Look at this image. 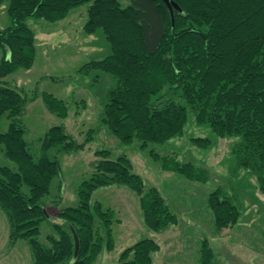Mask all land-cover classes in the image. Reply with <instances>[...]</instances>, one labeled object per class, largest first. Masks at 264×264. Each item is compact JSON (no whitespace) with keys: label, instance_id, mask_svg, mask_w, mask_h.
Instances as JSON below:
<instances>
[{"label":"trees","instance_id":"obj_1","mask_svg":"<svg viewBox=\"0 0 264 264\" xmlns=\"http://www.w3.org/2000/svg\"><path fill=\"white\" fill-rule=\"evenodd\" d=\"M8 1L11 23L0 29V82L18 68H31L36 55L35 34L29 17L55 21L81 4L90 3L84 30L101 28L111 43V53L86 62L78 72L101 70L113 75L115 86L108 89L101 121L124 143L134 139L142 148L181 137L193 115L218 137H234V172H252L264 195V0H174L180 10H171L164 0H0ZM18 89V87L14 86ZM0 85V118L7 114V131H0V151L16 167L0 164V208L9 223V243H29L33 264H94L105 246L114 247L112 208H102L91 197L102 185H127L139 196L146 225L162 231L177 222L161 192L146 188L142 176L133 171L126 154L108 158V149L96 150L98 159L92 176L83 181L79 202L59 210L54 222L59 234L39 239L41 224L50 220L44 198L54 177L61 173L60 162L49 151L83 148L94 136L79 143L64 124L49 128L36 155L27 140L22 115L30 97ZM47 109L61 118L69 112L68 102L43 92ZM84 102V101H81ZM207 146L209 139L193 138ZM151 154L157 156L154 150ZM167 159H163V162ZM175 161L171 170L207 181L208 172L190 163ZM196 172L197 176L192 173ZM235 193L222 187L209 194V206L218 228L233 227L241 215ZM79 240L76 259L75 235ZM160 245L143 238L120 255L122 264H152ZM201 258L211 263L208 243Z\"/></svg>","mask_w":264,"mask_h":264},{"label":"rangeland","instance_id":"obj_2","mask_svg":"<svg viewBox=\"0 0 264 264\" xmlns=\"http://www.w3.org/2000/svg\"><path fill=\"white\" fill-rule=\"evenodd\" d=\"M120 1L122 5L128 3ZM89 5L76 6L55 21L29 17L26 22L35 34L34 63L31 68H18L6 77L9 85L23 89L30 97L38 95L27 101L22 115L27 127L25 139L36 155L40 154L42 138L54 125L64 124L79 143L86 140L89 129H94L93 139L83 148L49 151L50 157L59 160L61 173L53 178L50 193L44 198L50 220L41 224L39 239L49 244L47 235L59 236L53 225L60 222L59 210L78 204L80 186L96 172L98 156L95 152L104 148L110 151L109 159H116L120 154L129 157L133 171L142 176L146 188H158L176 214L177 222L162 231H153L144 221L140 196L133 189L120 184L99 186L91 200L101 202L104 209L114 210L111 225L114 247L108 250L104 246L94 264H122L120 255L124 249L143 238H152L160 245L152 264H264V195L258 190L252 172L245 169L234 172V137L216 136L209 126L197 124L192 115L183 136L163 144H149L144 149L138 139L124 143L101 121L108 89L115 86L116 79L101 70L87 74L78 72L86 62L103 59L112 50L101 28L93 33L84 30ZM7 7L8 1L0 4V29L11 23ZM43 92L68 102L66 117L61 118L47 109L41 96ZM9 123L7 114L2 115L0 131H7ZM193 138L209 139V144L198 145ZM165 158L167 161L163 162ZM175 161L206 170L207 181L171 170ZM0 164L16 167L1 151ZM192 174L197 176L196 172ZM217 187H222L229 195L235 193L239 200L242 212L233 227L220 229L215 224L209 194ZM205 242L213 256L211 263L201 258ZM0 264H33L26 240L19 239L10 245L9 223L1 208Z\"/></svg>","mask_w":264,"mask_h":264},{"label":"water","instance_id":"obj_3","mask_svg":"<svg viewBox=\"0 0 264 264\" xmlns=\"http://www.w3.org/2000/svg\"><path fill=\"white\" fill-rule=\"evenodd\" d=\"M164 2L170 8L171 14H172V20H173L174 8L180 10V6L174 0H164ZM0 85L4 86L6 88H9V89H13V90L17 91L19 94H21L22 97H24L23 92H21L19 89L15 88L9 84H5L3 82H0ZM74 235H75V251H74L73 258L76 259L78 256V252H79V240H78V236L76 235V233H74Z\"/></svg>","mask_w":264,"mask_h":264},{"label":"crops","instance_id":"obj_4","mask_svg":"<svg viewBox=\"0 0 264 264\" xmlns=\"http://www.w3.org/2000/svg\"><path fill=\"white\" fill-rule=\"evenodd\" d=\"M167 228V227H166ZM159 251V250H158ZM157 252V251H156ZM156 252H154L153 253V262H154V254L156 253ZM201 254V253H200ZM198 258H200L199 256H198Z\"/></svg>","mask_w":264,"mask_h":264}]
</instances>
